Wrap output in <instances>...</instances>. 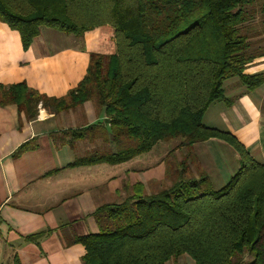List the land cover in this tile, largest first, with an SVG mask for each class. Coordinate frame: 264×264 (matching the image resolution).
<instances>
[{
	"label": "trees",
	"instance_id": "obj_1",
	"mask_svg": "<svg viewBox=\"0 0 264 264\" xmlns=\"http://www.w3.org/2000/svg\"><path fill=\"white\" fill-rule=\"evenodd\" d=\"M254 2L0 0V21L17 31L23 48L41 26L75 36L113 28L114 52L90 53L85 75L65 96L48 97L21 82L0 86V105L14 104L27 117L39 102L56 112L87 100L102 109V121L51 134L57 146L73 148L79 139L108 143L110 132L113 150L96 146L70 165L122 163L178 137V146L189 149L222 138L239 155L238 169L214 189L204 171L192 174V152L180 160L168 159L169 153V185L148 193L135 182L122 199L95 208L98 231L72 240L85 247L83 264H166L183 254L195 264H264V164L234 136L202 122L212 102L232 101L224 95L226 79L238 76L248 89L264 82V72L244 73L264 55V4L256 9ZM34 147L26 141L14 154ZM44 233L24 239L36 241ZM13 264H19L16 258Z\"/></svg>",
	"mask_w": 264,
	"mask_h": 264
},
{
	"label": "crops",
	"instance_id": "obj_2",
	"mask_svg": "<svg viewBox=\"0 0 264 264\" xmlns=\"http://www.w3.org/2000/svg\"><path fill=\"white\" fill-rule=\"evenodd\" d=\"M104 29L114 43L109 51L100 50ZM114 50V32L109 25L81 36L41 26L30 45L23 48L17 31L0 21V86L21 82L48 97H63L85 75L90 53ZM263 72L264 55L255 57L244 69L249 75ZM223 89L232 101L212 102L203 113V124L231 134L256 162L264 164V82L248 89L233 76L223 82ZM103 117L102 109L90 100L58 112L39 102L32 117L14 104L0 105V264H13L14 258L19 264H83L85 247L72 240L98 231L92 216L97 206L122 199L135 182H141L148 193L150 185L159 189L170 184L164 161L170 149L161 155L154 150L146 156L158 142L122 163L70 165L75 157L96 146L114 149L108 122L104 119L109 132L104 144L98 139H79L73 148L57 146L51 134L86 127ZM26 141H33L35 147L14 154ZM178 149H186L184 155L192 152V174L204 171L214 189L222 187L239 167L238 153L222 138L209 137L191 149ZM43 230L36 241L24 239ZM177 258L174 264H195L187 254Z\"/></svg>",
	"mask_w": 264,
	"mask_h": 264
},
{
	"label": "rangeland",
	"instance_id": "obj_3",
	"mask_svg": "<svg viewBox=\"0 0 264 264\" xmlns=\"http://www.w3.org/2000/svg\"><path fill=\"white\" fill-rule=\"evenodd\" d=\"M257 3H261V4H264V1H258V0H255L254 2V7L257 9L259 6L257 5ZM259 14L258 13H255V19L258 20L259 18ZM105 26V25H104ZM94 29V28H93ZM90 31V30H89ZM87 32V31H86ZM101 34H103V37H102V40H101V44H102V47L100 50H105V51H109V49L111 48V46L114 45L113 43V40L111 39V34L109 31H106V29H104V31L101 32ZM180 141H181V138L178 137V138H175V139H171V140H168V141H160L158 142L155 147H153V149L150 151V153H148L146 156H148L149 154H152V152H154V150L158 151V153L161 155V153L165 152L168 149H170L169 151L171 155H168V159H171L173 160V157L174 156L175 158L179 159L182 157V155H184V152L186 151V149H178L176 150V148L178 147V144H180ZM158 187V186H157ZM157 187H152L151 185L149 186L150 188V191H156V189H158ZM176 259V258H175ZM171 260L169 264H174V260ZM178 259V258H177ZM176 259V261H177ZM180 260L182 259L179 258ZM178 259V260H179ZM179 263V262H178Z\"/></svg>",
	"mask_w": 264,
	"mask_h": 264
},
{
	"label": "water",
	"instance_id": "obj_4",
	"mask_svg": "<svg viewBox=\"0 0 264 264\" xmlns=\"http://www.w3.org/2000/svg\"><path fill=\"white\" fill-rule=\"evenodd\" d=\"M105 121H108V119H107V118H105Z\"/></svg>",
	"mask_w": 264,
	"mask_h": 264
}]
</instances>
